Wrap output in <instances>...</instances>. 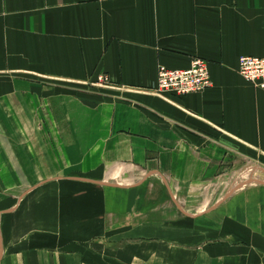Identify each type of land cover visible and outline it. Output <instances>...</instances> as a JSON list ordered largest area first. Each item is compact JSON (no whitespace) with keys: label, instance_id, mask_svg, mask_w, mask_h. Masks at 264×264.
Segmentation results:
<instances>
[{"label":"crops","instance_id":"1","mask_svg":"<svg viewBox=\"0 0 264 264\" xmlns=\"http://www.w3.org/2000/svg\"><path fill=\"white\" fill-rule=\"evenodd\" d=\"M244 56L264 58V0H0V132L16 129L0 134V198L15 202L19 177L41 190L50 241L33 248L29 216L0 202V264H262L263 194L191 211V192H224L243 160L264 162V90L240 75ZM196 58L211 88L154 93L159 66ZM60 219L78 220L74 234ZM116 238L137 242L117 251Z\"/></svg>","mask_w":264,"mask_h":264},{"label":"rangeland","instance_id":"2","mask_svg":"<svg viewBox=\"0 0 264 264\" xmlns=\"http://www.w3.org/2000/svg\"><path fill=\"white\" fill-rule=\"evenodd\" d=\"M104 77H101V79L99 78V80H97L96 82H93L91 85L89 84V87L94 88V86L96 85H105V86H109L110 83L109 81H106L103 79ZM98 88V87H97ZM7 116L10 115V113H5ZM1 130V129H0ZM15 130L16 129H3V131L0 132L2 138H5L4 135H6V132H10L12 135L15 134ZM23 131H25V129H22ZM22 138V137H21ZM19 146H24V145H19ZM3 177H0V179ZM22 177H19V183L17 184V187H15L14 185L12 186V190H14L15 192H13V194L15 195L16 199L15 202H10V191L9 190L7 193L3 191L2 197L0 198V202L5 203L6 202V207L3 209L7 212L10 211V205L12 203V209H17V213L15 214L19 219H29L28 222L30 221V223L28 224H21L22 226V233H25L23 231L30 229L31 227L34 228L32 233H28L29 235L27 236V242L29 244H32L34 247L36 248L37 246H45L48 243L50 244L49 241V237L46 235L47 233L44 234V231L42 232V228L44 227V225H47V222H45L46 224L42 223L41 219H36V218H41L42 217V211H41V207H42V192L41 190L38 192H34V193H29V192H25L23 189H20V186L24 187L25 182L22 181L21 179ZM29 178V180L31 181V177H27ZM44 178H46V180H44ZM57 178V177H54ZM53 177H33L32 182L35 184H42L45 183L44 181L48 182L50 185L53 184H70L67 183L68 179L67 177H60L58 179H54ZM66 178V179H65ZM65 179V180H64ZM223 179L225 180V188L226 191L224 192H219V191H203L201 193H197V192H191L190 195H192V202L195 204V209L191 210L193 213H197L202 214L205 212V214L213 212V208H215L214 206L217 205V203L221 202L225 204H228L231 201V195L233 194L234 190L236 191V196H239L241 194L242 196V203H244V205L247 203L248 206V202L250 201V195L254 194L255 191L257 190L258 194L261 195L263 194L264 196V162L261 163L260 161H258L257 163L255 161H244L243 160V165H242V170L241 173L238 175H227L225 177H223ZM1 180V184L2 183ZM9 182H13V180H11V178L9 177ZM216 182V181H215ZM14 184V183H12ZM28 184V182H27ZM30 187V186H28ZM211 189L213 187H215L213 184L210 185ZM217 187V186H216ZM31 188V187H30ZM252 189V191H250ZM12 194V193H11ZM38 196V202L37 204L33 207L32 205H30V207L27 208L26 206V210H25V205L28 201H30V203L32 204L31 199L33 197H37ZM12 199H14L12 197ZM35 200H37L35 198ZM14 203V204H13ZM20 203L22 205H20ZM212 209V210H211ZM216 209H214V211H216ZM262 210V211H261ZM243 212H245L248 215V208L247 209H243ZM259 215L260 212L262 214H264V209H259L258 210ZM15 213V212H14ZM204 215V214H203ZM29 216V218H28ZM7 217V215L5 216ZM4 217V218H5ZM34 217V219H32ZM44 221L46 219H43ZM51 220V219H50ZM60 221H63V223L65 222V226L66 229L69 231V233L74 234V230L77 227V219H60ZM93 220L92 219H81V225L83 228V240L82 241V245L83 247H89L90 243H96V241H91L88 237H89V232H91V222ZM182 221L184 223V219H179V222ZM104 222V221H103ZM115 231H121V222L118 219H115ZM30 224V225H29ZM105 224V223H104ZM156 227H160V224L157 223L155 224ZM31 226V227H30ZM132 226V225H131ZM145 226H150V227H155L154 224H146ZM47 227V226H45ZM20 231L18 232L17 238H13L12 243L14 245H12V250H22L23 247H21V245L19 244L20 242H22L23 244L26 243V241H20L21 236H23ZM177 235V234H176ZM120 237V235H119ZM122 237V236H121ZM179 241V240H178ZM101 242L104 243V241L102 240H98L97 243L101 244ZM114 243V248L118 249L117 251H120L121 246L123 243H129V244H133L134 242L137 241H133V240H122V238H116L112 241ZM180 242V241H179ZM55 246V248L57 247H61L63 245H58ZM29 246V245H28ZM74 248L73 246V242L71 244L65 245L64 246V250L62 252H70L72 251ZM120 248V249H119ZM31 250V249H30ZM4 252V249H3ZM120 253V252H119ZM117 255V254H116ZM118 256V255H117ZM119 257V256H118ZM3 258V255L0 257V259ZM264 262H262L263 264Z\"/></svg>","mask_w":264,"mask_h":264},{"label":"built area","instance_id":"3","mask_svg":"<svg viewBox=\"0 0 264 264\" xmlns=\"http://www.w3.org/2000/svg\"><path fill=\"white\" fill-rule=\"evenodd\" d=\"M259 66L257 73H248V68ZM239 73L248 82L264 90V58L244 56L239 60ZM254 73V74H253ZM101 79V78H100ZM109 81L106 77L103 78ZM213 86L208 63L200 58L192 61L188 69H169L159 66L154 93L169 100L170 95L187 96L203 92Z\"/></svg>","mask_w":264,"mask_h":264},{"label":"bare ground","instance_id":"4","mask_svg":"<svg viewBox=\"0 0 264 264\" xmlns=\"http://www.w3.org/2000/svg\"><path fill=\"white\" fill-rule=\"evenodd\" d=\"M257 67H259V66H255V65H254V66L248 68V69H247V70H248V73L251 74L252 71L256 72V71H257L256 69H258ZM256 73H257V72H256ZM253 74H254V73H253Z\"/></svg>","mask_w":264,"mask_h":264}]
</instances>
